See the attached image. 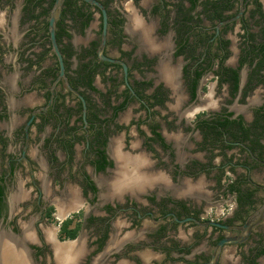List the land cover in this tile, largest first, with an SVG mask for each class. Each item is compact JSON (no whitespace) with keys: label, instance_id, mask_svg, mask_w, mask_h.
<instances>
[{"label":"flooded vegetation","instance_id":"flooded-vegetation-1","mask_svg":"<svg viewBox=\"0 0 264 264\" xmlns=\"http://www.w3.org/2000/svg\"><path fill=\"white\" fill-rule=\"evenodd\" d=\"M98 1L105 34L64 0L61 76L56 0H0V235L38 264H212L244 236L216 264H264V216L241 229L264 203V0Z\"/></svg>","mask_w":264,"mask_h":264},{"label":"water","instance_id":"water-1","mask_svg":"<svg viewBox=\"0 0 264 264\" xmlns=\"http://www.w3.org/2000/svg\"><path fill=\"white\" fill-rule=\"evenodd\" d=\"M94 6H97L101 9L103 14V21H104V34L106 33V28L108 25V15L105 6L99 2L98 0H84ZM64 0H56L55 6L51 12V16L49 19V32H50V39L52 41L53 49L59 59L60 67H61V76L64 75V60L62 53L59 48V44L56 37V22L57 19L60 17L62 8H63ZM104 59L112 60L106 58L103 54L101 55ZM114 61V60H112ZM125 68L126 65L124 64ZM84 101V99L82 98ZM264 216V203L258 208L257 212L252 215L251 219L245 224L244 227L241 229L246 230L249 233L250 228L255 224L260 218ZM1 224V223H0ZM206 225H217V223L208 221L205 223ZM244 238V236H242ZM241 237H227L222 239L216 248V253L213 256L212 264H216L218 259V250L225 244V243H236L242 240ZM7 240H9L7 242ZM13 241V242H12ZM11 243V246H7V243ZM20 242V244L18 243ZM25 239L22 236L9 234H2L0 235V264H38L36 260L31 256L29 250L27 249V244H24ZM18 243V244H17ZM14 251V255L11 251ZM62 254V253H61ZM64 258L56 253V262L55 264H66L63 263Z\"/></svg>","mask_w":264,"mask_h":264},{"label":"crops","instance_id":"crops-1","mask_svg":"<svg viewBox=\"0 0 264 264\" xmlns=\"http://www.w3.org/2000/svg\"><path fill=\"white\" fill-rule=\"evenodd\" d=\"M222 263L224 264H240V261L237 257H233V255L226 254L222 257Z\"/></svg>","mask_w":264,"mask_h":264},{"label":"bare ground","instance_id":"bare-ground-1","mask_svg":"<svg viewBox=\"0 0 264 264\" xmlns=\"http://www.w3.org/2000/svg\"><path fill=\"white\" fill-rule=\"evenodd\" d=\"M171 79H172V78H171ZM136 159H137V158H136ZM138 161H139V160H138ZM138 161H137V162H138ZM46 181H47V180H46ZM45 183H46V182H45ZM47 183H48V182H47ZM19 190H20V189H19ZM50 190H51V189H50ZM70 190H71V189H70ZM22 191H23V189H22ZM17 192H18V191H17ZM26 193H27V192H26ZM67 197H68V196H67ZM12 198H13V197H12ZM13 199H14V198H13ZM12 203H14V202H12ZM59 206L61 207V208H60V209H61V213H63V212H64L63 210H64L65 208L62 209V204H60ZM8 241H9V240H7V242H8ZM26 241H27V240H26ZM7 242H6V243H7ZM12 242H13V241H12ZM12 242H11V243H7L6 245H7V246H11ZM19 244H20V243H19ZM77 244H78V243H77ZM11 252H12L13 255H14V251L12 250Z\"/></svg>","mask_w":264,"mask_h":264},{"label":"trees","instance_id":"trees-1","mask_svg":"<svg viewBox=\"0 0 264 264\" xmlns=\"http://www.w3.org/2000/svg\"><path fill=\"white\" fill-rule=\"evenodd\" d=\"M72 236H74V234Z\"/></svg>","mask_w":264,"mask_h":264}]
</instances>
